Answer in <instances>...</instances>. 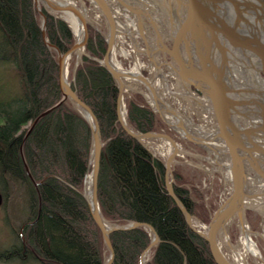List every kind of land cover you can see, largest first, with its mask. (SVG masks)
I'll use <instances>...</instances> for the list:
<instances>
[{"label": "trees", "instance_id": "obj_1", "mask_svg": "<svg viewBox=\"0 0 264 264\" xmlns=\"http://www.w3.org/2000/svg\"><path fill=\"white\" fill-rule=\"evenodd\" d=\"M46 37L62 52L75 43L69 24L42 8ZM86 51L73 75L79 97L96 114L104 142L98 177L101 211L113 223L152 225L160 242L146 264H218L209 241L187 221L167 189L165 161L129 134L118 115L120 89L99 61L106 37L88 26ZM74 69V67H73ZM72 69V70H73ZM63 98L58 54L44 38L34 0H0V188L24 187L29 215L16 242L0 261L23 264H105L109 251L83 196L90 169L92 129L67 100L34 121ZM129 126L140 133L160 132L164 123L143 94L126 98ZM174 191L187 210L205 224L212 213L206 195L181 166L173 171ZM112 264H141L152 240L144 227L110 234Z\"/></svg>", "mask_w": 264, "mask_h": 264}, {"label": "water", "instance_id": "obj_2", "mask_svg": "<svg viewBox=\"0 0 264 264\" xmlns=\"http://www.w3.org/2000/svg\"><path fill=\"white\" fill-rule=\"evenodd\" d=\"M36 4L37 11L43 17L41 26L44 33L45 43L50 49H54L58 54V63H59V83L62 91L63 98L54 106L44 111L42 114L38 116V118L34 121L31 128L28 130V134L31 132L33 126L46 114L51 112L53 109L69 100L75 106V108L87 119L92 129V149L90 155V169L93 174V202L87 197L85 193V185L86 179L83 188V196L86 198L92 216L96 223L99 225L102 233L105 245L107 250L109 251L108 257L105 261V264H112L115 258V250L111 243L110 234L117 230H128L137 227L144 226L148 228L152 233V240L149 247L142 255L141 264H146L147 262V254L150 250L156 246L160 242L159 234L156 229L147 223L138 222V221H130L125 224L113 223L106 219L101 211L99 198H98V177L100 170V161L102 148L104 145L101 128L99 124V120L92 110V108L85 103L77 94L75 88L72 85V82L69 80V75L66 74V63L67 59L70 58L73 54H77V63L81 61V55H87L86 51L83 50L82 53H77L79 48L81 47L77 41L75 40L74 45L67 50L66 52H62L56 45L52 44L48 38L46 37V22L47 17L40 7V2L44 3L45 8L54 13L55 11L65 12V13H74L76 14L84 24V41L82 47L85 49L86 43L88 41V19L83 14V12L76 6L70 2H61L55 0H34ZM96 4L99 5L103 12L105 13L110 26L111 32L110 36L107 39L108 42V50L105 54V57L102 60H99L114 76L116 81L118 82V86L120 89L119 95V104H118V115L119 120L124 127V129L137 138L139 141L144 143L146 138H163L168 139L173 142V146L175 147V153L179 151L178 145L171 136L165 133L158 132H148V133H140L133 130L127 120V110L125 108V113L123 112L124 103V87L125 83L123 78H129L131 75L118 71L111 63V51L114 47L115 38H116V27H115V18L108 0H95ZM177 5V10L180 13L179 24L177 28L179 29L181 26H186L187 23H195L197 26V34H198V44L202 45L201 49L198 50V57L201 56V63H198L199 66L196 69V72L192 74V63L195 61L191 57L192 63L187 61L186 59L180 60L179 52H178V39L174 35V29L172 32V36L174 38V45L172 49H169L167 46H164L165 49L171 54L173 60L177 62L180 70H176L178 74H180L182 84L184 87L192 85L196 89H198L204 95V104L206 105V110L213 121V124L216 128V134L214 137L220 139L219 141L222 143L223 148L226 149L225 152H228L231 158V181L233 184V193L231 196L225 201V203L214 213L210 223L207 225L205 230L201 228H196L192 225L193 216L187 210L182 201L177 197L174 186L173 179L169 176L167 177V189L169 193L173 196L181 210L186 216L189 224L203 237H205L211 246L213 255L218 262V264H234L233 261L229 260L228 257L223 252L219 242L218 235L221 232L226 233V225L231 220L232 217L236 216L242 224L245 219V210L247 207H244V200L247 196L250 195L247 189V173L251 169L250 173L254 172L255 176H261L264 181V43H259L251 41L248 37L238 34H229L231 31L230 27H228L229 21L233 22L237 18V22L246 20L249 29L251 31L259 34L260 30H258L257 26H252L249 22V19L244 18V14L249 16V14L254 16L253 18H260V20H264V0H175ZM243 4L246 7H242ZM198 9L200 12V19H194L193 17V9ZM222 8V9H221ZM235 9V11H233ZM255 9V10H254ZM235 13V14H234ZM238 13L243 17L238 19L236 16ZM220 14V15H219ZM259 14V15H258ZM183 15V16H182ZM222 16V19H221ZM259 16V17H258ZM220 22L223 26H221ZM241 26V24H240ZM248 27H240L241 29H247ZM213 28H215L213 30ZM219 30L223 33L225 39L230 40L235 43H246L249 48H251L258 56L261 68L258 70L260 73H263V77L261 76L262 83L260 87V93L258 97L253 100L252 107L250 110L245 109L246 112L251 111L254 116L257 118L258 122L252 123V127L242 128L241 119L244 118L246 123L247 113H241L238 115V109L240 107H244L248 105L250 102H240L235 98H231L230 91H234L233 87L230 88L225 86L224 77L226 76V71H228V58L226 53H221L220 51V41L218 42L215 31ZM255 44V46H254ZM224 51V50H223ZM261 75V74H260ZM192 77V78H191ZM227 77V76H226ZM185 79H190L189 81ZM192 79V80H191ZM230 80V77H228ZM139 80L143 81L145 84L149 86L153 93L154 90L151 86V83L147 80L144 75H140ZM231 84V80H226V83ZM243 101V100H241ZM237 104V105H236ZM243 105V106H242ZM236 115V120L238 121V125L235 123V119L233 115ZM243 114V115H242ZM240 124V125H239ZM238 126V127H237ZM245 127V126H244ZM247 129V130H246ZM254 132L258 133L259 142H254L249 138ZM206 135V134H205ZM203 136V135H201ZM191 140H194L197 143L204 145L203 138L204 137H187ZM146 147L147 145L144 144ZM207 147V146H206ZM208 148V147H207ZM218 154H221L218 152ZM225 155V153L223 152ZM221 154V155H223ZM174 160V155L171 156L166 162L167 173H170L171 164ZM251 161V162H250ZM246 162H249V167L245 166ZM229 168L227 165H225ZM90 172V171H89ZM88 172V173H89ZM87 177V176H86ZM248 264V262H247Z\"/></svg>", "mask_w": 264, "mask_h": 264}, {"label": "rangeland", "instance_id": "obj_3", "mask_svg": "<svg viewBox=\"0 0 264 264\" xmlns=\"http://www.w3.org/2000/svg\"><path fill=\"white\" fill-rule=\"evenodd\" d=\"M57 1L70 2L73 5H76L87 17L89 21L88 26H91L94 30L101 32L106 37V40L109 38L111 26L105 13L99 5L94 4L89 0ZM108 1L114 11L115 18L117 19V27L119 22L123 23L124 26H126L123 33L116 31L114 45L116 60L125 70H139L141 74L144 75L151 83L152 88L155 92L153 93L149 86L139 79L130 77L123 78V81L125 83L123 96V112H126V98L130 97L132 93L138 92L144 95L149 105L159 115L164 123V127L158 133H165L171 136V138L176 141L179 151L175 153V147L170 142V140L163 138H146L144 140V144L147 145V148L153 153L155 157H159L164 160L165 165L167 160L171 157L170 155H174V160L171 164L172 171L170 173H167L168 179H171L169 178V176L172 177L174 183V168L177 166H181L184 174L190 177L193 182L197 184L198 188L205 193L207 202L206 205L212 213L211 215L213 217L214 213L233 193V184L231 181L232 173L230 172L231 166H229L232 157L229 159L230 155L228 152H225L226 149L220 151L221 154H223V152L225 153V155H221L213 149L209 147L207 148L205 145L187 138V136L182 133L180 127H176L174 125L179 119H181V121H183L186 126L191 127V129H193L194 127H206L205 134L208 135L207 138L209 137V135H211L209 133H216L215 126L212 124L213 121L210 119V116L205 113L207 112V110L203 107L204 104L201 105V103H199L198 101L199 99H201V102H204V95L202 94V92L199 91V95L201 97H199L198 95V97L194 95V93H192L193 91L191 93L194 96L186 93L182 84L180 74L176 72V70H180V68L176 67V62L172 61L170 63L174 70H168V68L164 65L166 60L169 59L167 54H164L162 52V46L160 43H165L166 45L168 44L169 49L173 47L170 46L172 44L171 40L169 39V37L166 38V35H172L171 32H173V30L176 29L179 24L178 15L180 13L177 12L178 10L176 1L123 0L129 6L135 7L138 10V13L127 10L117 0ZM120 1L123 2L122 0ZM40 7L45 8L43 2H40ZM141 10L146 13L148 12V15L154 19V21L156 22L155 24H157L156 28L154 26H151L148 19L145 18V15L139 13V11L141 12ZM52 14L56 17L64 19L69 24V26L73 30L76 40L77 35L75 29L72 26L71 22H69V20L67 19L68 13L55 11ZM149 16L148 18H150ZM42 20L43 17L40 14L41 23ZM118 29L120 30V28ZM125 29H127V31H125ZM84 51H86V46ZM82 56L83 55H81V59ZM240 56L244 57L248 61H251V57L249 56ZM227 58L228 64H230L228 66V71H232L233 67H235L237 64L235 61L237 60V56L227 55ZM77 59V54H73L69 62V80L71 82L73 80V75L75 73L76 67L80 63H77ZM156 66L158 68H155ZM238 68L241 69V67L239 66ZM157 70L158 72H156ZM254 72L258 73L255 69ZM260 74L261 75L259 76L263 77V73L261 72ZM232 80V87L237 91L235 93H232L234 98L246 100L248 98V94H244V92L247 89L243 88L242 86H237V84H235L234 82V79ZM261 83L259 84V90L261 87ZM164 84L168 88H166ZM160 98L163 100V104L160 102V105L162 104L161 108L157 105L159 101L157 99ZM167 106L173 108L175 112L178 113V116L171 112L168 113L166 111ZM179 116L181 118H179ZM234 119L236 120V117H234ZM247 122L249 123L247 118L246 123L244 121V118L241 119V125H243V127H246L248 125ZM198 137L201 138L203 136ZM205 137L203 139H205ZM217 140L219 141L220 139L217 138ZM219 143L221 142L219 141ZM225 165H227L229 168H227ZM254 176L255 173H250L249 170L247 173L248 185V180L250 179V177ZM259 177L260 180L263 181L261 176ZM248 190L249 189L247 186L246 191L248 192ZM258 196L259 195H257L256 197ZM28 215L29 212L27 207V198L25 195L24 187L22 185L16 184L13 187L11 186L6 194H4L0 188V252L5 251L13 243L16 242V233L19 231L21 225L27 219ZM192 216V225L196 228L205 230L207 224L202 222L200 218L194 215ZM245 219L249 227L250 237L257 244L261 256L258 257L252 253H248V255L246 256L247 262L248 264H264V214L261 213V211H259L258 209L252 206H248L245 210ZM225 228L227 233L229 234L232 245L238 246L241 242V239L244 237V233L242 231L241 224L238 218L236 216L232 217ZM218 242L228 259L235 262L233 250L225 241L224 232H221L218 235ZM148 256L149 253L146 256L147 259ZM0 264L23 263H7L5 261H0Z\"/></svg>", "mask_w": 264, "mask_h": 264}, {"label": "bare ground", "instance_id": "obj_4", "mask_svg": "<svg viewBox=\"0 0 264 264\" xmlns=\"http://www.w3.org/2000/svg\"><path fill=\"white\" fill-rule=\"evenodd\" d=\"M55 1H57V0H55ZM93 1L96 2L95 0H93ZM241 1H243V0H241ZM61 2H64V1H61ZM64 3H66V2H64ZM241 5H242V7H246L243 4H241ZM129 7L133 11L138 12V10L135 7H132V6H129ZM233 11H235V9ZM142 12H144V11H142ZM192 12H193V17L195 20L200 19L199 16L201 14H200V12H198V9L194 8L192 10ZM236 14H237L236 16H238V19L240 17H243L242 15H239L238 13H236ZM253 17H254L253 15L251 16L249 14V16H247L246 14H244V18L249 19V22L251 23L252 26L258 27V30H260L259 34L253 32V31H251V29H249L250 26L248 27L246 20L243 19L242 21L237 22V18L235 19L234 22H233V19H232V21H229L228 27H230V29H231L229 34L241 35L243 33V35L248 37L251 41H254V42L259 41V43H264V20H260V18L257 19L256 17L255 18H253ZM67 19L69 20V22H71L72 26L74 27L76 35H77V41H78L79 45L81 46L79 48V50L77 51V53L78 54L82 53L84 50V48L82 47V44H83L84 36H85L84 35L83 21L76 14L71 13V12L68 13ZM221 19H222V16H221ZM220 24H221V26H223L221 22H220ZM240 24H241V26H240ZM115 25H116V21H115ZM119 25H120V28L123 29L120 32L123 33L124 28L126 26H124V24L121 22H119ZM137 25H139V24H137ZM240 27H248V28L247 29H244V28L241 29ZM196 29H197V26H195V23H192V22L187 23L186 22V26H184V24H183V26H181L179 29L177 28V30L175 29L176 31H174V33H175L174 35L177 37L178 43H179L178 44V52H179V56L181 57L180 60H182V59L187 60V58H188L187 61H190L189 63H192V61H191V57H192V59L195 61V63H192V65H191L192 74H194L196 72V69L199 66L198 63H201L200 62L201 56L198 57L197 53H198V50L201 49L202 45L200 44V42L198 44V39H197L198 34H197ZM214 29L215 28H213V30ZM116 31H117V26H116ZM125 31H127V29H125ZM214 33H216L218 42L220 41V45H219L220 48L219 49H220L221 53L225 52L226 56L227 55L237 56V60H235L237 64L235 67H233L232 71H228V72L226 71L227 77L226 76L224 77V82H225V86L228 85V87L232 88V83H233L232 79H234V82H235V84H237V86H242L243 88L247 89L244 92V94H248V98L246 100L241 101L242 99L237 98L238 101L243 102V103L244 102H250L248 105H246L244 107H240L238 109V113H236L238 115H241V113L244 114V112H246L245 109H248V110L251 109V107L253 105L252 104L253 100H255L260 93L259 84L262 82V80H261V77L259 76L260 72L258 71L261 68L259 58H258V56H256V54H254L253 50L251 48H249V46H247L246 43H236V44L234 43L233 44V42H231L230 40L225 39L223 33L220 32L219 30L215 31ZM160 44H161L162 48L165 49L164 45L162 43H160ZM254 46H255V44H254ZM114 49L115 48L113 47V49L111 51V63H112V65L118 71L131 75L130 78L139 79V77L141 75V72L139 70L128 71V70H125L121 67V65L119 64V62L115 58ZM123 51H124V49H123ZM240 55H246V56L251 57L250 58L251 61H248L247 59H245L244 57H241ZM71 58H72V56L67 59V63H66V74H67V76L69 75V62H70ZM228 65H230V64H228ZM157 66L155 68H158ZM238 66L241 67V69H239ZM254 69L258 73H255ZM156 72H158V70ZM231 76H232V78H231ZM228 77H230L231 84H229L228 82L226 83V80L230 81L228 79ZM185 80L189 81L190 79H185ZM164 86H165V84H164ZM165 87L168 88L167 86H165ZM184 90L186 93H189L190 95L194 96L191 93V91L189 89H187L186 87H184ZM229 91H230L231 98H234L232 93H235L237 91L236 90H234L233 92L231 90H229ZM157 100H159L157 105H158V107L160 106V108H161V105L163 104V100L161 98L157 99ZM198 101H199V103H201V105L204 104V102H201V99H199ZM160 102L162 103L161 105H160ZM203 107L206 108L205 104ZM166 111L168 113L171 112V113L175 114L176 116H178V113H176L175 110L169 106H167ZM246 113H247V119H248L249 123L247 122L248 125L246 127H242V128L249 129L252 127V125H253L252 123L258 122V120L251 111H248ZM234 117H236L235 114L233 115V118ZM179 118H181V117L179 116ZM235 123L238 125L237 120H235ZM174 125L176 127H180L182 133L187 137L191 136L193 138H197L198 136H201V135H203V137H205L206 127H198V128L194 127L193 129H191V127L186 126L183 123V121H181V119H179L177 121V123H175ZM209 134H211V135H209L208 138H207L208 135H206L205 139L203 140L204 145L213 149L217 153L218 152L220 153V151H222L224 148H223L222 144L219 143V141L214 137V135L216 133L212 132ZM249 138H251V140L254 142H259V137H258L257 132H254L251 136H249ZM170 142L173 144V142L171 140H170ZM170 156H173V155H170ZM249 164H250L249 162H246L245 166L248 168ZM229 166H231V165L229 164ZM250 171H251V169H250ZM248 183H249V185L247 184V186H248V189H249L248 192L250 193V195L245 198L244 207L252 206L264 214V197H262V196H264V182L260 180L259 176H254V177H250V179L248 180ZM93 188H94L93 187V174H92V171H90L86 177L85 193H86L87 197L92 202H93ZM251 193H253V194H251ZM257 195H259V196L256 197ZM241 228H242V231L244 233V237L241 239L240 244L239 245L237 244L238 246L232 245L229 234L227 233V231H226V233H224L225 241L227 242L228 246H230L233 250L234 259H235L234 264H247L246 256L248 255V253H252L255 256L261 257L257 244L250 237V231H249V227H248V224L246 221H244L241 224Z\"/></svg>", "mask_w": 264, "mask_h": 264}, {"label": "flooded vegetation", "instance_id": "obj_5", "mask_svg": "<svg viewBox=\"0 0 264 264\" xmlns=\"http://www.w3.org/2000/svg\"><path fill=\"white\" fill-rule=\"evenodd\" d=\"M89 1H91L92 3H94V4H96L93 0H89ZM118 2H120V4L122 5V6H124L127 10H129V11H132V12H134V13H138L137 11H133L130 7H129V5L128 4H126L124 1L123 2H121L120 0H117ZM97 6V5H96ZM110 6H111V4H110ZM112 8V7H111ZM129 8V9H128ZM112 11H113V9H112ZM140 12V11H139ZM178 12V11H177ZM142 15H145L146 17L145 18H147L148 19V21H149V23L151 24V26H154L155 28L157 27V24H155L156 22L151 18H148V13H145V12H140ZM113 15H114V18H115V14H114V11H113ZM115 21H116V25H115V27L117 26V19L115 18ZM154 21V22H153ZM118 28H120V25H119V23H118V27H117V31L118 32H120L121 31V28H120V30L118 29ZM172 33V32H171ZM164 37V36H163ZM167 37H169V39L171 40V45L170 46H173L174 45V38H173V36L171 35V34H168V35H166V38ZM115 44V43H114ZM163 45L164 46H167L168 48H169V45L167 44H165V43H163ZM170 49H172V48H170ZM162 52L164 53V54H167V56H168V59L169 60H166V62L164 63V65L168 68V70H174L173 68H172V66L170 65V63L172 62V61H174L173 60V58H172V56H171V54L166 50V49H163L162 48ZM171 56V57H170ZM187 60H188V58H187ZM176 66L177 67H179L178 66V64H177V62H176ZM187 88L192 92V93H194V95H198L199 97H201L200 95H199V90L198 89H196L194 86H192V85H189V86H187ZM197 96V97H198ZM190 97H192V96H190ZM192 98H194V97H192ZM205 113H207V115H209L208 114V112H205ZM209 118V117H208ZM210 119H211V117H210ZM212 123V122H211ZM213 124V123H212ZM214 125V124H213ZM216 129V128H215Z\"/></svg>", "mask_w": 264, "mask_h": 264}]
</instances>
